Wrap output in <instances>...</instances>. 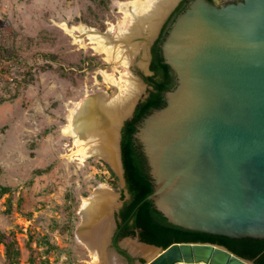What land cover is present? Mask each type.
Segmentation results:
<instances>
[{"label":"water","instance_id":"1","mask_svg":"<svg viewBox=\"0 0 264 264\" xmlns=\"http://www.w3.org/2000/svg\"><path fill=\"white\" fill-rule=\"evenodd\" d=\"M161 51L175 86L164 92L166 104L151 109L133 132L153 185L146 198L173 224L264 238V0H190ZM143 69L152 73L148 64ZM144 83L146 97L152 86ZM144 97L119 126L123 200L129 192L121 128ZM133 236L155 252L137 264H255L218 243L174 241L163 248L138 232Z\"/></svg>","mask_w":264,"mask_h":264},{"label":"rangeland","instance_id":"2","mask_svg":"<svg viewBox=\"0 0 264 264\" xmlns=\"http://www.w3.org/2000/svg\"><path fill=\"white\" fill-rule=\"evenodd\" d=\"M122 1L0 0V45L12 52L0 55V234L13 243L9 253L0 242V264H90L76 234L82 197L101 182L125 197L119 175L97 156L81 162L63 132L76 102L100 91L110 96L111 80L122 72L129 69L144 83L136 71L147 74L149 49L146 63L140 51L125 67L73 29L105 31L111 24L116 30L124 22ZM117 217L116 210L113 230ZM127 237L134 238L121 237L118 246L129 254ZM120 255L126 264L149 259Z\"/></svg>","mask_w":264,"mask_h":264},{"label":"bare ground","instance_id":"3","mask_svg":"<svg viewBox=\"0 0 264 264\" xmlns=\"http://www.w3.org/2000/svg\"><path fill=\"white\" fill-rule=\"evenodd\" d=\"M175 2L176 0H125L120 3V9L125 13L124 22L116 30L111 24L105 31L84 25L73 29L94 43L97 50L105 52L108 59L119 60L125 67L142 51L140 63L143 65L147 61L146 44L154 37ZM111 32H114V36L110 35ZM111 85L115 86L116 91L110 96L106 91H100L97 94H86L76 102L63 132L68 135L67 138H72L76 146L73 154H78L81 162L88 157L97 156L118 174L121 167L119 126L145 86L129 69L111 80ZM118 204L119 194L113 186L104 182L82 197L81 221L76 234L91 258L90 264H126L120 253L110 247L115 225L114 210ZM122 244L134 254L139 253L148 258L155 255L152 247L134 238L127 237Z\"/></svg>","mask_w":264,"mask_h":264},{"label":"trees","instance_id":"4","mask_svg":"<svg viewBox=\"0 0 264 264\" xmlns=\"http://www.w3.org/2000/svg\"><path fill=\"white\" fill-rule=\"evenodd\" d=\"M189 0H181L170 20L183 9ZM170 23V21H169ZM168 21L164 24L160 36L151 47V62L149 68L152 74L144 75L145 82L152 85V89L143 100H140L133 111V115L124 121L121 128V158L124 167V176L126 187L129 192V198L124 201L117 215L120 220L117 221V229L113 237V243L118 246V240L127 235H138L142 241L166 247L174 241H202L213 242L226 246L229 250L252 260L255 264H264V238L254 237H229L222 234H213L185 228L173 224L157 210L151 199L146 198L153 191L150 174L146 158L133 137L137 122L151 109L162 107L166 104L164 92L175 86V74L169 64L164 61L161 51V44L167 34L169 27ZM0 55L2 57H12V52L8 48H2L0 45ZM123 193L121 197H123ZM3 241L6 251H12V241L5 234H0V242ZM129 262L132 257L123 249L118 250Z\"/></svg>","mask_w":264,"mask_h":264},{"label":"flooded vegetation","instance_id":"5","mask_svg":"<svg viewBox=\"0 0 264 264\" xmlns=\"http://www.w3.org/2000/svg\"><path fill=\"white\" fill-rule=\"evenodd\" d=\"M181 0H179L178 2H177V4L170 10L171 12L169 13V15H168V18H167V20L166 21H168V23H169V21H170V23H169V27H167L168 28V30L170 29V27L172 26V24H173V22H174V20H175V18L177 17V15L180 13H178L174 18H173V20L171 19L170 20V17H171V14L173 13V11L175 10V8L177 7V5L179 4V2H180ZM190 1V0H189ZM189 1L186 3V5H184V7H183V9L182 10H184V8L188 5V3H189ZM215 1V0H214ZM181 10V11H182ZM166 21H164V23L162 24V26H161V29L158 31V33H156V36L152 39V41H151V43H150V46H149V54H150V57H149V62H148V67H149V64H150V62H151V57H152V54H151V47H152V45L155 43V41H156V39L160 36V33L162 32V28H163V26H164V24L166 23ZM168 32V31H167ZM150 69V68H149ZM151 70V69H150ZM152 71V70H151ZM153 73V72H152ZM151 73V74H152ZM144 75H149V74H144ZM146 84H147V86H149L150 84H148L147 82H146ZM150 86H152V85H150ZM153 88V87H152ZM152 88H149V90L150 89H152ZM149 90H148V93H149ZM123 127V126H122ZM124 203V202H123ZM122 206V205H121ZM120 209V208H119ZM119 211V210H118ZM118 211H117V213H118ZM118 216V215H117ZM117 218H119V216L117 217ZM119 220H120V218H119ZM118 220V221H119ZM116 229H117V225L115 226V228H114V230H113V233H112V236H111V241H113V237H114V234H115V232H116ZM114 244V243H113Z\"/></svg>","mask_w":264,"mask_h":264}]
</instances>
